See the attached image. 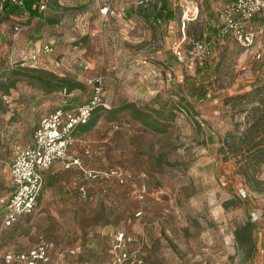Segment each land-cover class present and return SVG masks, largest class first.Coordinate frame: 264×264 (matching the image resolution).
<instances>
[{
  "label": "rangeland",
  "instance_id": "1",
  "mask_svg": "<svg viewBox=\"0 0 264 264\" xmlns=\"http://www.w3.org/2000/svg\"><path fill=\"white\" fill-rule=\"evenodd\" d=\"M43 1L40 16L23 7L10 17L0 10V78L6 68H34L79 80L84 87L68 95L48 94L37 81L20 78L8 94L0 89L7 105L0 121L10 119L14 127L19 122L21 134L29 133L56 106L87 101V79L101 73L110 108L101 110L91 129L75 131L74 148L85 167L117 166L131 170L134 179L124 187L114 179L83 178L94 193L90 201L77 192L44 190L34 212L0 231V264H12L4 261V251L38 242L47 243L53 264H112L120 230L132 236L129 247L139 250L141 264H264V163L256 171L261 189L254 190L236 171L234 157L220 149L225 131L244 127L252 104L259 102L254 114L264 120V23L247 47L230 36L211 42L210 55L197 69L178 62L171 47L182 30V49L211 34L226 0H180V5L174 0V17L166 22L144 18L136 11L137 0ZM103 1L115 15L102 17ZM155 1L141 4L151 9ZM193 3L196 15L182 26V9L192 11ZM44 41L53 43V53L40 50ZM49 58L59 66L56 71L40 65ZM249 90L244 98L225 99ZM130 100L159 109L154 114L166 120V129L154 132L128 110L107 111ZM11 158L0 157V193L8 190ZM141 183L147 186L143 201L132 192ZM139 207L143 211L136 216ZM248 219L255 241L250 255L233 235ZM73 244L81 245L76 255L69 252Z\"/></svg>",
  "mask_w": 264,
  "mask_h": 264
},
{
  "label": "built area",
  "instance_id": "2",
  "mask_svg": "<svg viewBox=\"0 0 264 264\" xmlns=\"http://www.w3.org/2000/svg\"><path fill=\"white\" fill-rule=\"evenodd\" d=\"M14 1L18 4L22 3V0ZM189 2L194 1L189 0ZM137 3H144V0H137ZM178 4L180 5V0H178ZM190 5L193 7L192 11L188 10L186 6L182 7V26L184 20L192 19L196 15V4ZM39 8L41 10L45 8L43 0L40 1ZM99 12L102 17L116 14L109 1L99 8ZM156 21L161 22L160 18H157ZM263 23L264 0H226L218 12V21L211 34L189 41L182 49L179 43L180 40L184 41L185 35L181 29L182 36L171 47V52L180 63L187 66L203 67L210 55L211 42L230 36L239 45L247 47L252 43L253 37L261 31ZM14 28L19 29V26L15 25ZM40 48L44 53H53L55 50L54 45L49 41L42 42ZM31 57L35 58V54H32ZM87 82L90 84L91 94L86 102L66 109L62 107L53 109L39 119L33 131L32 142L14 145L9 166L11 193L7 197L0 198V207L2 208L0 231L15 222L21 215L33 212L42 188L44 172L54 160H60L64 168L77 166L82 171L85 180L114 179L124 187L130 186L132 183L134 174L131 170L117 166L88 168L83 165L79 155L70 151L71 145L76 140L75 129L88 121L96 107L110 108L103 88V75L96 73L89 77ZM88 151L85 149L86 153ZM78 189L83 199L90 201L94 198V193L89 189L87 183H81ZM132 192L135 198L143 201L146 198L147 186L145 183H141L133 188ZM142 211V207H139L134 214L139 216ZM131 241L130 234L122 230L115 233L112 264L142 263L139 250L129 247ZM69 252L72 255L78 254L81 252V245L74 244L69 248ZM2 257L6 262L19 260L23 264H53L47 243L44 242L26 250L4 252Z\"/></svg>",
  "mask_w": 264,
  "mask_h": 264
},
{
  "label": "trees",
  "instance_id": "3",
  "mask_svg": "<svg viewBox=\"0 0 264 264\" xmlns=\"http://www.w3.org/2000/svg\"><path fill=\"white\" fill-rule=\"evenodd\" d=\"M40 1L41 0H22V3L18 4L14 0H2L0 4V10H5L7 17L8 16L10 17L13 12H16L17 9H19L20 7H23L25 8V11L28 14L40 16L42 12V10L39 8ZM148 1L149 0H144V4H147ZM170 3H171L170 0H156L155 3H153L151 9H149V7L146 6H145L146 8H144L142 4H139L137 5L136 11L146 19L151 17L156 21L157 18H160L161 21L163 20L164 22H166L174 17V10L170 6L171 5ZM17 24H14V26ZM198 68L201 69V67H197V69ZM4 70H5L4 73L6 75L2 79L0 78V89L2 90L1 94H8L10 88L14 87L16 82L23 77L28 78L31 81L32 80L37 81L39 87L43 88L45 92L48 94L60 90V91H64V93L68 95L74 89H80L84 87L83 82L79 80H75L67 76H58L53 72H46L34 68H24V67H11V68H6ZM1 94H0V112H5L7 109V105L6 102H3ZM248 94L249 95L251 94L250 90L247 92L245 91V92H240L225 96V99L226 101L235 98L241 99L248 96ZM73 106L75 105L62 104L56 106L55 108L62 107L66 109ZM259 107H260L259 102H257L256 104H252L249 107V109H251L252 112L251 116L249 117V119L248 116H246L245 119L246 123L244 127L239 131L237 129L225 131V133L221 138V144H220V149L222 151L234 157L236 171L243 177L244 182L254 190L261 189L259 188L260 179L257 177L256 171L258 169V166L261 163H264V120H261V118L258 117V115L254 114L255 110H258ZM101 110H106V109L101 106L96 107L92 111L88 121L80 124L75 129V131L84 132L91 129L98 120ZM121 110H128L129 115L134 120L139 121L142 125L148 127L150 130L154 132H163L168 126L165 119H161L159 115L154 114V112L155 113L158 112L159 114V109L148 108V106L146 105L141 106L131 100L124 101L107 111H109V113L116 114ZM39 111L40 110H37L36 112L37 115L40 114ZM37 123L33 127V131ZM28 214H24V215H28ZM19 218L17 220H19ZM15 222H13L10 225H13ZM252 226H253L252 222L248 219L243 224L236 226L233 231L235 241L238 243L240 248L248 255L252 254V252L255 249V241L251 234ZM10 263L23 264V262L19 260H12L10 261Z\"/></svg>",
  "mask_w": 264,
  "mask_h": 264
},
{
  "label": "crops",
  "instance_id": "4",
  "mask_svg": "<svg viewBox=\"0 0 264 264\" xmlns=\"http://www.w3.org/2000/svg\"><path fill=\"white\" fill-rule=\"evenodd\" d=\"M173 2H174V0H171L172 4H173ZM104 3H106V2L103 1L102 5ZM56 51H57L56 55H58V50L56 49ZM54 60L55 59H52V58L50 60L45 59V61H41L42 63L40 65L42 67L49 68L52 71H56V69H58V68H55V67H57L58 65L57 66L55 65L56 63H54ZM66 63H68V62L66 61ZM60 74H62V73H60ZM11 122L12 121L10 119L5 120L4 118L0 121V135H1V138H0V157L6 162H7V160H5V159L7 158V156H10V155L12 156L13 147L17 142L24 144V143H29V142L33 141V130L29 133L21 134L20 123L17 122L18 123L17 126L14 127L12 124H10ZM7 124H10V125H7ZM4 125H6L7 127H4ZM9 131L11 132L10 134L12 135V138H11L12 142H10L9 137L7 135V132H9ZM75 146H76V140L71 145L70 151L76 155H79L75 151V148H74ZM84 164L85 163H83V165ZM9 166H10V164H9ZM44 178H45V185H44V187L42 186V188H41V193L39 194V197L36 201V205H35L33 212L36 210L37 204L41 200V197L44 193V190H63V193L65 195L71 194L73 192H77L79 198L83 199L80 196L79 189H78L79 185L81 183H83V176H82V171L77 166H73L71 168H64L62 165V162L60 160H58V159L54 160L52 162L51 166L44 172L43 179ZM5 182H6V185L8 186V190L0 193V198L1 197H7L11 193L12 185H11L9 167L7 170ZM46 184H47V186H46ZM1 214H2V208L0 207V217H1ZM39 243H41V242H38L32 246H35ZM73 245H71V246H73ZM32 246H30V247H32ZM30 247H28V248H30ZM28 248H26V249H28ZM26 249H20V250H26ZM7 251H10V250H6L4 252H7ZM48 251H49V249H48Z\"/></svg>",
  "mask_w": 264,
  "mask_h": 264
}]
</instances>
